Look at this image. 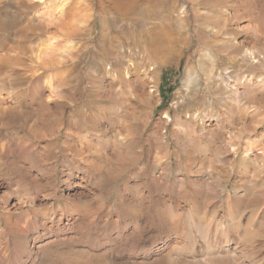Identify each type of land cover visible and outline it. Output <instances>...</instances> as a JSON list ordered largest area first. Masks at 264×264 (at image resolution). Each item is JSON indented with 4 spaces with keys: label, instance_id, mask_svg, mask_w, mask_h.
<instances>
[{
    "label": "rangeland",
    "instance_id": "rangeland-1",
    "mask_svg": "<svg viewBox=\"0 0 264 264\" xmlns=\"http://www.w3.org/2000/svg\"><path fill=\"white\" fill-rule=\"evenodd\" d=\"M1 1L2 2L0 3L1 4L0 7L4 6V9H5L6 5H11V6H9V9L12 10L13 13L14 12H16V13L20 12V13H17V14L15 13L13 16L14 19H12V21H11L12 22L11 25L14 27V30L11 27V25L6 26V28L4 27V28L0 29V45H1L0 46V95L5 96L6 98L11 96L10 98H12V101L6 100L4 103H3V101L2 102L0 101V108H1V106H3V108H4V106H5V108H6V106L8 108H11V104L15 103L14 102L15 97H19L20 98L19 100L21 101V103L23 100L24 101H23V104H20V106H19L20 108H18V109L23 110V111H27V112L28 111L34 112L33 109H35V107L38 108V106H36L37 105L36 103H33V102L31 103V101H30V96H31L30 90L31 89H41L44 87L47 88V90H48L49 86H50L49 84L51 82L50 76L54 72H56L57 67H59L60 65H63V67H65L67 70L69 68H71L72 66H75L76 67L75 72L77 73V71H78L81 78L84 79L82 81L83 83H81L79 86V87L83 88L82 86L86 87V86H89L91 84L90 83L91 79H88V78H90V76L88 74H90L91 72H93L92 74H95L97 72V73H99L100 76L104 74V70L106 71V69H104V67L106 66L105 68H107L109 66L108 63H109V59H110L106 55H110V56L111 55H121L122 53H123L122 55H124V53H125L126 58H132V60L134 62H137V60L138 61L140 60L139 58H141L142 55H148L149 54V55H151V59H152V60H150L151 62L154 59L155 60L159 59L158 62L161 64V68L163 70L162 83L160 86V96L158 97V99L160 98V103L159 104L153 103V105H151L152 103H150L149 104L150 107H149L148 103L139 104V106L135 105L137 108L135 107L136 108L135 113L133 114V116L131 114V116H132L131 118L128 119V118H124V117H118L119 119H117V121L121 120V121H119L120 124L125 122L126 119H128V121L131 120V122L133 123V127H131V131L133 130L132 133L137 137L136 148L138 147L137 149L140 148V150H142V149L146 150V152L148 150L147 147L149 145H148L147 141H145V140H147V138H149L150 135H153L155 133V129L157 132V131H159L158 129L166 126L167 127L166 129L168 132L174 131L173 129H175V126L173 125L174 123L172 121H169L168 124L165 123L164 116L166 115V112L169 113V114L167 113V115H170V117L174 118V116H176L178 114H186V113L189 114V113H192L193 111H196V110L200 111V109H201V111L199 112L200 115L204 114V113L205 114L213 113V111H215L213 114H215V115L220 114L219 117L222 118V120H224V115H225L224 112H226V109L228 107H231V105L233 107L236 104V101H238L237 99L240 98V96L234 92V89L233 90L231 89V91H233V92H231L229 90L230 88H228L227 85L222 81H221V83H218L217 81H212V82L208 83L206 81V79H203L199 84L195 83V87L197 89H199V90H197L198 92H195V90H193V89H190V91H188V89H186L187 87L184 84L185 72L187 70V69H185V67L186 68L193 67V68L197 69V67L199 68L198 63L201 60L203 62H205L209 67L216 65V68H220V69H222V71L225 68H226V70L230 71V70H233L237 67V65H231V64L226 65L225 63L219 64L218 62L217 63L212 62L213 64L212 63L210 64L208 59L205 58V56H204L208 52H211L212 55H215V54L218 56L222 55L221 58L223 61L225 59H227L228 57L232 58L234 55H236V56H234L236 59L241 60L242 55H244L246 53L250 54V53L256 52V53H259L261 55H264V52H263L264 51V0H259V1L248 0L247 5L245 3L239 4L238 2H236L237 0H235V1L234 0H227L228 3L226 2V0L225 1L224 0H210V1L205 0L206 2L207 1L209 2L208 4L204 0H200L204 4L199 2V0H197V1L196 0H154V2H152L153 0L152 1L151 0H147V1L146 0H143V1L142 0H134L132 5L128 9L129 11L128 10L123 11V9L125 10L124 6L122 8H118L120 6H115L114 0H111V1L110 0H87V1H90V3H91V1L93 4L95 3L94 6L91 3V9L90 10H91V13H93V14H92L89 22L87 23L88 27H87V29H85L86 31L80 30L81 33H80V31H78L79 34H77V31H73L72 33H70V36L67 35V33L70 30L72 31V29H73L72 26L69 25L70 29H69L68 25L65 26L66 28H61L60 26H58V25L56 26L54 23H51L52 18L55 19L54 17H58V16H56L57 15L56 12H54V7L57 8L59 1L50 0L49 3L46 6H44L43 8L40 6V7H36L35 9H31L29 7L27 8V6L31 4L29 0H25V1L24 0H21V1L20 0H1ZM3 1H4V3H3ZM19 1L21 2V5H20ZM23 1H24V3H23ZM69 1L72 3L73 0H69ZM77 1H79V0H74L72 6L68 8V14H67L68 21L71 20L70 18H72V9H74L75 6H78ZM101 1L103 3H101ZM25 2H27V5ZM55 2H57L56 6H54ZM137 2H138V5H137ZM143 2H145V3H143ZM198 2L201 5L198 4ZM217 2H219V3H217ZM253 2H254V4H253ZM22 3L24 4L25 7L22 6ZM214 3H216V4H214ZM98 4H100L102 6H100ZM206 4H207V6H206ZM217 4H218V6H217ZM183 5H184V7H182ZM194 5H196V6H194ZM208 5H210V6H208ZM248 5H249V7L252 8V10H253L252 12L254 14L256 13L255 15L257 17V19H256L257 21L254 20L249 15V13L246 11V7ZM99 6L101 7V9H99L100 8ZM103 6L105 7L104 9H106V10L102 9ZM112 6H113V8H112ZM149 6H150V8H149ZM198 6H199V8H198ZM137 7H139V8H137ZM203 7H204V9H203ZM107 8H109V9H107ZM183 8L187 12L184 11L185 14H180V12H181L180 10H182ZM193 8L197 11L195 12V10ZM211 9H212V11H211ZM217 9H218V11H217ZM20 10L21 11L26 10L27 12L25 14L24 13L22 14ZM33 10H35V11H33ZM99 10H103L102 11L103 13L105 11L106 14L104 13L103 14L104 16L102 15L103 17L102 16L98 17L96 14H97V11H99ZM115 10H117V11L119 10V12H117ZM176 10H177V14L179 16H176L177 15ZM33 12H35V13H33ZM94 12H96V13H94ZM108 13H110V15ZM119 13H122V14L119 15ZM195 13H196V15L194 17L193 15ZM199 13H201V14H199ZM205 13H207V15ZM224 13H225V15H224ZM42 14H43V16H41ZM211 14L213 16L209 17V15H211ZM237 14L240 15V17H239L240 19L236 17ZM144 15H146V16L144 17ZM200 15H203V17ZM31 16L35 17L34 20L31 22L34 24H30V26H29L30 29H28V28L26 29V25L28 24L27 18L28 17L30 18ZM49 16H51V18ZM180 16H181V18H178V19L175 18V17H180ZM207 16H208V18H206ZM232 16H234V17H232ZM215 17H217L218 19ZM228 17L233 18V22L229 23V24H227V26H225L224 23H225L226 18H228ZM169 18L172 20L175 18L176 21L178 20V23H176L175 20L170 22ZM201 18H204V19H201ZM209 18H212V19H209ZM19 19L21 20L20 22L18 21ZM112 19H114V20H112ZM186 19H187V21H186ZM215 19H216V21H215ZM55 20L58 21V18H56ZM137 20H139V21H137ZM195 20H196L197 24H196ZM202 20L204 23L202 22ZM206 20H207V22H206ZM17 21L19 22V24L21 23L20 26H19ZM152 21H154V23ZM163 21H164V23H163ZM167 21H168V23H166ZM217 21H220V22H217ZM180 22H181V24H180ZM13 23H14V25H13ZM24 23H26V24H24ZM49 23H51V24H49ZM113 23H114V25H113ZM149 23H150V25H148ZM186 23H188V24H186ZM216 23H219V24L216 25ZM233 23H235V24H233ZM42 24H43V27H42ZM88 24L91 26L94 25L93 28H91V26H89ZM221 24H223V25H221ZM22 25L24 26V28L22 27ZM151 25H152V27H151ZM214 25H216L217 28H216V26L213 28ZM218 25H221V27ZM18 26H19V29H18ZM159 26H163L164 28L159 27ZM169 26L170 27L172 26L173 28L172 27L170 28ZM186 26L188 29L186 28ZM239 26H241V28L243 27L242 28L243 30H246V31L248 30L251 37L247 41H245V40H242V41L239 40L240 42L237 41V45L235 46L234 44L231 43L230 40H231L232 34L234 32H236V27L238 28ZM34 27H36V28H34ZM146 27L149 28L150 30L147 29ZM31 28H32V30H31ZM37 28H38V30H37ZM59 28H60V30H58ZM67 28H68V31L66 30ZM153 28H154V30H153ZM224 28H225V31H224ZM43 29H45V30H43ZM29 30H31V31H29ZM40 30H42L43 32L42 31L40 32ZM63 30H65V32L67 31V33H65ZM143 30H145V31H143ZM196 30H197V32H196ZM199 30L201 32H199ZM93 31L95 32L96 35L94 34ZM146 31H147V33H146ZM219 31H221V32L219 33ZM106 33H108L109 35ZM150 33L152 35H150ZM167 33H170V34H167ZM216 33H218L219 35H217ZM72 34H73V36H71ZM76 34H77V36H76ZM112 34L114 36H112ZM198 34L199 35L201 34V35L199 36ZM212 34L214 35V37L212 36ZM122 35H123V37H122ZM136 35H137V38H136ZM138 35L140 38L138 37ZM148 35L150 36V39H149ZM90 36H92V37H90ZM162 36H164V38ZM227 36H228V38H227ZM216 37H217V40H216ZM225 37H226V39H225ZM161 38L164 40H163V42L159 43L158 41H162ZM167 38L170 39L169 41H171L172 45H171V43L169 45V41L167 42V40H168ZM98 39H99V41H98ZM124 39H125V41H124ZM3 40H4V42H3ZM147 40H149V41H147ZM225 40H227V41H225ZM205 41H207V42H205ZM3 43H5V44H3ZM128 43H129V45H128ZM117 44H119V46H117ZM125 44H126V46H125ZM204 44L205 45L208 44V45L205 46ZM229 44L231 45V47L229 46ZM242 44L243 45L245 44V46H243ZM226 45H228V47ZM74 46H76V47H74ZM169 46H170V48H169ZM221 46L222 47L224 46L225 48L224 47L223 48L225 50H223L221 48ZM248 46L250 49L248 48ZM77 47H78V49H76ZM217 47L219 49H216ZM247 48L249 49V52H248ZM261 48L263 51L261 50ZM123 49H125V50H123ZM158 49H160L161 51ZM214 49H216L217 51L216 50L214 51ZM229 49H230V51H229ZM74 50H75V52H74ZM132 50H134V51H132ZM165 50H166V52H165ZM219 50L221 53L219 52ZM116 51H118V52H116ZM155 51H157L158 54ZM92 52H93V54H92ZM98 52H100V53H98ZM162 53L164 54V57H163ZM199 53H200V55H199ZM152 54H154V55H152ZM161 54H162V56H161ZM61 55L62 56L64 55L62 57L63 58L62 61H64L65 66H64V64H61L62 61L61 62L59 61L61 59V57H60ZM93 55H96L97 59ZM157 55L159 57H156ZM57 56H59V57H57ZM68 56H70V57H68ZM79 56H81V57H79ZM105 56L108 57L107 62L104 63V65L105 64L106 65L105 66L100 65L101 63H103L102 60L104 61V59L106 58ZM203 56L205 59L202 58ZM55 57L57 58V60L55 59ZM99 57H101V58H99ZM175 57H179V58H175ZM58 58H59V60H58ZM161 58H164L163 62H162ZM168 58H169V61H167ZM72 59H73V61H72ZM43 60L48 63V65H45L47 68L43 66L44 68L47 69V71H45L42 66H39V65H41V63H42L41 61H43ZM171 60H172V62H171ZM56 61H59V65H57L58 62L56 63ZM89 61H92V62H89ZM50 62H51V65L53 64L52 66L50 65ZM124 62H125L124 63L125 66H127L128 61L124 60ZM76 63H78V65ZM92 63L94 65H92ZM169 63L171 65H169ZM186 63H188V64H186ZM192 63H193V65H191ZM29 64H30V66H29ZM263 65H257V67H259V68H257V67L254 68L253 72L256 71L257 74L263 75L264 74V66ZM26 67H29V68H26ZM53 67H54V69H52ZM36 69H37V71H36ZM142 69H144V68H142ZM226 70H224L223 72H227ZM42 72L48 75V76L46 75L47 78H46L45 74H43ZM32 73H34V74H32ZM27 75H29V76H27ZM25 76H26V78H25ZM215 82H216V84H214ZM41 84L42 85L45 84V85L42 87ZM39 86H41V87H39ZM224 87H225V89H224ZM248 88H249V86L242 85V86L238 87V90L246 91L245 93H243V97H245L246 100H248L247 101L248 104H250V105H253L254 103L256 104V102H258V100H256L257 98L254 99L256 97V92L254 94H253L254 91H252V93H249L250 91H248ZM47 90H46V93L48 92ZM199 92H200V95H199ZM213 92L214 93L216 92V93L214 94ZM217 92H219V94ZM220 92H222V93H220ZM205 93H207V94H205ZM248 94H249L250 99H252V97L254 99V100H251V103L249 101L250 99L248 98V96H245ZM262 94L264 95V93H262ZM225 95H227V96H225ZM197 96H198V98H197ZM223 96H224V98H223ZM225 97L226 98L228 97L229 100L225 99ZM232 97H234L233 101L231 99ZM190 98H191V100H190ZM200 98H201V101H200ZM216 98H218V99H216ZM219 98H220V100H219ZM184 99H186L187 101ZM224 99L227 101H225ZM87 100H89V98H87V96L85 94L83 101H81L79 104H77V106H71L70 105L69 109L73 108L76 110L78 109L77 111H79L83 108V104ZM175 100L178 101L177 106L175 104ZM212 100H214V102ZM205 101H206L207 105L205 104ZM234 101H235V103H234ZM26 102H28L29 104ZM203 102H204V104H202ZM231 102H233V103L230 104ZM259 102H258V104H256L257 108L258 107L260 108V106H261L259 114L258 115H255V114L254 115H252V114L247 115L243 119L244 121H242L243 125L244 124H245V126L247 125L248 128H251V131L254 130L253 132L250 131L249 133H246V134H240L239 133L240 132L239 127H241L242 125L241 126L237 125V128H236L237 130L235 129L236 132L234 131V133H232L234 135H232V134L228 135L226 132H224V130L222 128L219 127L218 128L219 131L222 129L220 132L216 128L215 131H218V132H215V134L211 135L209 140L207 138L206 139L204 138L203 141L201 142V144H198L194 140H193V142L187 141L186 146L184 145L187 150L184 149L182 144L175 143L174 138H172L170 151L172 152V154H175V155H172V156H174V158H177L176 156L181 155L179 160L181 159L180 161H182L181 163L184 165V170L182 172L183 174L182 173L181 174L184 176L186 175V177H187V178L183 177L186 180H184V182L182 180H180V184L185 183L186 184V190L189 192L193 191L195 194V197H196V198H191L189 196H186L184 198L185 200L181 201L182 205H184L187 208V207H189L190 204L198 202V205H200L199 208H200L201 212H204V211H209V210L213 209L214 206L217 205L221 201L231 200L235 204L238 203V201L242 202L243 206H242V208L239 209L240 213L234 212V218L235 219L233 220L232 224H229L230 226H228V227H230V228L228 231L222 230L223 228L216 231L215 230L216 227L215 228L213 227L212 229H210L211 231L209 230L208 232H202V230H203L202 228L201 229L198 228V231L195 230V228H187L184 224L183 217L179 213L174 214L175 216H174V220L172 222L168 217L169 214L168 215L165 214V215L161 216L159 211H160V206L162 207L163 204H161L162 202H160V200H158V199H160V196L158 195L159 193H157L158 191L155 190L154 186L152 185L153 184L152 183L153 173L155 171V168H153V166H150L147 164V162H146V154L147 153H145L144 154L145 156L142 158L143 160L142 159L135 160V159L127 158V159L121 160L119 162L115 161L114 165L112 166V169H109V170L106 169V170L102 171L101 174L99 175L100 178H98V181L95 180L89 189H86V188L81 189L80 188V189H78L79 191H75L72 189V190H69L68 192H66V196L68 195L69 199L63 200L61 198L57 201L58 205L57 204L55 205L56 218L58 219L59 216L61 215V212H62V210H60L61 207L71 206L74 208L76 207L75 210L76 209L77 210L73 214H63L62 215L63 219L60 222L51 221L50 218L48 217L49 215L47 216L46 214H44L43 205L40 203L39 197L35 198L36 199L35 200V207L37 209H39V211L37 210V212H36L33 209L34 207L30 206L31 204H29V202H27V200H28L27 196H22V197L16 198V197H18V191L14 186L12 189H9V187H8V189H9L8 191L13 192V196L11 195L10 198L7 194L5 195L4 192H0V228H2V229H0V264H4V263L5 264H220L221 261H223L222 264H225V263L226 264H242L243 263L242 254H243V257H245V258L247 257L248 260L252 261V263L254 262L255 264H264V148H262V147H264V144H263L264 143L263 142L264 141V132H263L264 131V120H263L264 119V106H263L264 105V99L259 101ZM9 103H10V105H9ZM196 103L199 105L198 109H196L197 108ZM216 103H218V104H216ZM224 103L226 105H224ZM27 104H28V106H25ZM183 104L184 105L189 104V105H188V107H187V105L185 107ZM192 104H194V108H193ZM29 105H31V106H29ZM206 107H209V108H206ZM8 108H6L7 111L9 110ZM143 108H145V109H143ZM150 108H152V109H150ZM259 108H258V110H259ZM203 109H205V110H203ZM211 110H213V111L211 112ZM141 111H143V112L145 111L144 114L145 113L146 114L144 115L143 112H141ZM186 111H188V112H186ZM147 113L149 115H147ZM173 113H174V115H173ZM143 115H144V117H143ZM140 118H142V119H140ZM144 118H146V119H144ZM260 118H262V121L260 123H258L257 121ZM161 120H162V122H161ZM5 121H6V124H5ZM157 122H160L161 124H159V123L157 124ZM244 122H246L247 124ZM23 123H24L23 126H25L27 124V120H25ZM253 124L255 125V128H253L254 127ZM0 125H1L0 126V146H1L0 150L2 152L8 153L9 150L7 147H9L11 140L13 141V138H15V140L20 141L22 139V137L24 139V137L26 136V131H25V128L23 126L17 128L16 130L13 129L10 118L8 116L7 117L1 116V113H0ZM221 125H222V123H221ZM224 125L225 124H223L222 126H224ZM7 126H9V127H7ZM138 128L141 130V132L139 130H137V131L135 130ZM7 130L10 131L11 134ZM153 131H154V133H153ZM14 132H15V134H14ZM17 134H18V136H17ZM190 134H191V132H188V135H190ZM221 134L222 135L224 134V135L221 136ZM258 134H260V135H258ZM216 135L217 136L219 135V136L217 137ZM225 135H226V139H225ZM227 137H229L230 139ZM240 137L242 138V140L240 139ZM243 137H244V139H243ZM246 137H248V138H246ZM10 138H11V140H10ZM211 138H213V139L211 140ZM6 140L8 141V143ZM47 140H48V138L46 137L43 140L38 139L37 141H35L36 148L39 149V151H41L38 154L40 157H43V158H45L46 152L44 151L43 148H40L37 145L38 144L43 145L45 142L47 143L49 141V140L48 141ZM139 140H140V142H139ZM204 140H205V143H204ZM234 140H236L237 142ZM248 140L250 141L251 144L249 143ZM21 141H24V140H21ZM257 141L258 142L261 141V142L258 143ZM208 142L210 144L212 143L213 146L206 145V144H208ZM221 142H222V144H221ZM229 142H231V143H229ZM234 142H236V143H234ZM247 142L249 144H247ZM190 143H192V144H190ZM195 143H197V144H195ZM239 143H240V145H238ZM255 143L257 145H255ZM25 144H26V140H25ZM193 144L195 146L196 145L197 146L195 147ZM214 144H215V146H214ZM241 144H242V146H241ZM139 145H140V147H139ZM187 145L189 147H191V149L190 148L188 149ZM192 145L194 146V148ZM198 145L200 146V148ZM203 145H206V147L209 146V149L207 147L208 151L207 150H201L202 149L201 146H203ZM220 145H222L223 147L222 146L220 147ZM225 146L226 147L228 146L227 147L228 149L225 148ZM233 146L234 147L236 146L235 151L231 149V148H233ZM4 147L7 148V150H5ZM141 147H142V149H141ZM214 147H217V148H214ZM195 148H199L198 151L195 150ZM247 148L250 149V151ZM242 149H243V151H242ZM200 150L202 153L206 151L205 153L208 154L207 157L213 162L212 163L213 165H209L208 163H204V162L202 164H200V163H198V160H196V159H195L196 161L191 160V157L194 156L196 152H197V154L200 155V153H199ZM227 150L228 151L231 150V151L228 152ZM185 151H187V152L189 151V153H190V151H194L195 153L192 154V152H191L189 154ZM246 151H249V152L252 151V153L258 152V155H259L258 158H260L259 160L261 161V162L259 161V163L262 166L263 171L259 174V173H255L252 170L250 173L251 175L249 176V179L246 182L238 183L239 182L238 181L236 183L234 181L236 178L239 177V174H240V172L237 169V165H238L237 164L238 163L237 158ZM181 152L182 153L184 152V153L182 154ZM262 152H263V154H262ZM109 153H111V150H108V154ZM223 154H225V155H223ZM49 155H50V159L48 160L47 164L45 162L40 161L37 166L42 167L43 169H45L47 171L45 176H44L45 177L44 181L47 182V180H48V182L50 183V186L51 185L55 186L58 184L57 180H55V178H52L51 175H52L53 171H55L54 168L57 164L55 163V161L53 159L54 157H52V154H49ZM109 155H111V154H109ZM230 155H232V156H230ZM181 157H183V158H181ZM51 159H52V161H51ZM135 161H136V163H135ZM126 162H128V164H125ZM133 162H134V164H133ZM0 163H1V165H0V178L7 185H9L11 182V179L12 180L14 179L11 176L12 174H10L12 166L9 163L3 162V161H0ZM122 163H124V164H122ZM146 165H147V167H146ZM49 166H50V168H49ZM129 166H130V168H129ZM133 166H135V167H133ZM148 166H150V167H148ZM175 166H176V164H175ZM137 167H138V169H136ZM152 169H154V170L152 171ZM186 171L188 174H186ZM132 172H134V173H132ZM47 173H49V174H47ZM189 173H190V175H189ZM142 174H143V177H142ZM131 175H132V177H131ZM140 175H141L143 180L141 179ZM197 175L203 176L202 179L200 178V186L199 187H196L190 180V179H192V177H195ZM251 176L253 178H250ZM129 177H130V179H129ZM145 177H147V178L145 179ZM124 178H126V179H124ZM150 178H151V180H150ZM219 179H220V181H219ZM226 179L228 180V182ZM121 181H122V183H121ZM143 181H145V182H143ZM146 182H147V184H146ZM190 182L193 185L189 184ZM238 184L240 187L239 190L241 192L246 190L245 194L243 196H241V195L238 196V195H235V193H234L233 187L235 185H238ZM150 186H151V188H150ZM144 187H146V188H144ZM189 187H190V189H189ZM197 188L200 190L199 194L195 193V190ZM124 189H125V191H124ZM137 189H138V191H137ZM134 191L138 192V193H135ZM80 192H82V196H80ZM139 193H142V195L141 194L139 195ZM146 193H148V194H146ZM116 194H118V195L116 196ZM145 194L148 196H146ZM213 194H215V195H213ZM33 196H36L35 192L31 193V197H33ZM141 196H142V200L144 202L141 200ZM92 198H93V200L95 198V200L92 201ZM196 199H197V201H196ZM81 200H83V201L85 200L84 201L85 203ZM115 201L117 203H119V205L118 204L116 205ZM139 201H141L144 205ZM74 202H76V203H74ZM80 203L81 204L84 203V204L81 205ZM148 203H150V204H148ZM202 204H205V205L207 204V205L205 206ZM139 205H140V207H139ZM155 205H157V206H155ZM28 206H29L30 210L28 209ZM202 206L204 207V209ZM83 207H84V209H83ZM107 208L112 209V211L110 209L108 211ZM82 209L86 212V214H81L80 212H78V211H82ZM113 209H114V211H113ZM232 209L235 210V208H232ZM31 210H32V212H31ZM124 210H125V212H124ZM126 211H127V214H126ZM135 211H138V212H135ZM141 211H142V214H141ZM38 212H41V213H38ZM92 212H93V214H92ZM241 212H242V214H241ZM151 213H153V214H151ZM158 214H160V215H158ZM239 214H241V216ZM177 215H179V216H177ZM157 216L160 218H158ZM168 220H170V221H168ZM237 220H239V223L237 222ZM44 221H45V224L43 223ZM165 223H166V225H165ZM237 223L240 225L238 226ZM223 224H225L224 225V227H225L228 224V221H227V224L225 221L223 222ZM135 225L137 226L136 228H135ZM138 226H140V227H138ZM138 228H140V229H138ZM238 228L240 231L238 230ZM216 229H218V228H216ZM236 229L239 231V236L235 235ZM246 229H247V231H246ZM248 232H250V234ZM183 234H184V236H183ZM215 234L216 235L218 234L217 235L218 237ZM210 235H211V237H210ZM23 236H26V238ZM236 237L239 239H237ZM225 240H226V242H225ZM25 241H26V243H25ZM230 242L234 243L233 246L236 244H238V246L240 245L239 250L242 251L241 252L242 254H240L241 257L239 256L240 257L239 259L235 260V259L231 258V260L233 261L232 262L230 260V258L226 257L228 254H226V255L224 254L225 255L224 256L223 253H221L222 254V256H221L222 260L221 261H220V259L214 260V261H208V260L204 261L205 255H206V258L208 257L207 256L208 254L210 256L213 254H214L213 256L219 255L218 249L221 247L220 249L223 250V248L228 246L230 244ZM206 244H207V246H205ZM208 245H210V246L208 247ZM204 248H206V251H204L205 250ZM207 251H210L211 253L210 252L208 253ZM223 256L226 260L223 258ZM260 257H262V258H260ZM200 259H201V261H200ZM227 261H229V262H227Z\"/></svg>",
    "mask_w": 264,
    "mask_h": 264
},
{
    "label": "bare ground",
    "instance_id": "bare-ground-1",
    "mask_svg": "<svg viewBox=\"0 0 264 264\" xmlns=\"http://www.w3.org/2000/svg\"><path fill=\"white\" fill-rule=\"evenodd\" d=\"M21 1V0H20ZM19 1V2H20ZM25 1V0H24ZM23 1V3H24ZM30 1V5L27 6V8H31V9H35L36 7H44L46 6L50 0H29ZM59 1L57 8L54 7V12H56V16L58 17H54L55 19L58 18V21L55 19H51V23H54L56 26H60L61 28H66L65 26L68 25L69 29L70 26L73 27L72 31L70 30L68 33V28L66 29L67 31L65 32V30H63L65 33H67V35L70 36V33H72L73 31H77V34H79L78 31H82L87 29V23L89 22L91 16L93 13H91V3L90 1L87 0H79L78 2V6H75L74 9H72V18H70L71 20L68 21L67 19V14H68V8L72 6L74 0L72 1V3L69 0H57ZM111 1V0H110ZM143 1V0H142ZM147 1V0H146ZM152 1V0H151ZM197 1V0H196ZM205 1V0H204ZM210 1V0H209ZM225 1V0H224ZM235 1V0H234ZM259 1V0H256ZM2 1L0 0V3ZM134 2V0H114V5L115 6H120L118 8H122L124 6L125 10L123 9V11H126L130 8V6L132 5V3ZM136 2V1H135ZM139 2V1H138ZM137 2V5H138ZM154 2V0L152 1ZM199 2H201L199 0ZM198 2V4H200ZM206 2V1H205ZM216 2V1H215ZM226 2L228 3V1L226 0ZM236 2H238L239 4H243L245 3L247 5L248 0H237ZM262 2V1H261ZM4 3V1H3ZM12 3V2H11ZM22 3V6H24V4ZM27 5V2H25ZM55 2V5L56 6ZM99 3V2H98ZM101 3H103L101 1ZM145 3V2H143ZM158 3V2H157ZM194 3V2H193ZM202 3V2H201ZM207 4L209 3L208 1L206 2ZM211 3V2H210ZM219 3V2H217ZM93 4V3H92ZM95 4V3H94ZM93 4V6H94ZM111 4V3H110ZM156 4V3H155ZM195 4V3H194ZM204 4V3H202ZM206 4V6H207ZM216 4V3H214ZM254 4V2H253ZM1 5V4H0ZM16 5V4H15ZM21 5V2H20ZM100 5V4H98ZM112 5V4H111ZM113 5V6H114ZM153 5V4H152ZM197 5V4H196ZM194 5V6H196ZM201 5V4H200ZM199 5V6H200ZM212 5V4H211ZM233 5V4H232ZM235 5V4H234ZM237 5V4H236ZM256 5V4H255ZM7 6V7H6ZM5 9L4 6L0 7V29L2 28H6V26H9L12 24V19L14 14L16 12L13 13L12 10L9 9V6L11 5H6ZM18 6V5H17ZM21 6V7H22ZM102 6V5H100ZM99 6V7H100ZM112 6V8H113ZM151 6V5H150ZM149 6V8H150ZM181 6V5H180ZM193 6V5H192ZM198 6V8H199ZM205 6V7H206ZM210 6V5H208ZM218 6V4H217ZM239 6V5H238ZM244 6V5H243ZM96 7V6H95ZM184 7V5L182 6ZM181 7V8H182ZM97 8V7H96ZM95 8V9H96ZM105 7L103 6L102 9H104ZM115 8V7H114ZM117 8V7H116ZM132 8V7H131ZM139 8V7H137ZM180 8V9H181ZM196 8V7H195ZM202 8V7H201ZM213 8V7H212ZM235 8V7H234ZM94 9V8H93ZM101 9V7L99 8ZM109 9V8H107ZM194 9V8H193ZM204 9V7H203ZM208 9V8H207ZM243 9V8H242ZM23 10V9H22ZM39 10V9H38ZM56 10V11H55ZM98 10V9H97ZM106 10V9H104ZM120 10V9H119ZM119 10H115L117 12H119ZM192 10V9H191ZM195 10V9H194ZM193 10V11H194ZM199 10V9H198ZM216 10V9H215ZM221 10V9H220ZM258 10V9H257ZM18 11V10H17ZM21 11V10H20ZM35 11V10H33ZM103 10H99L97 11V16L100 17L102 16L104 13L102 12ZM122 11V10H121ZM120 11V12H121ZM129 11V10H128ZM131 11V10H130ZM149 11V10H148ZM180 14H185L184 11H186L184 8L182 10H180ZM197 10H195L196 12ZM200 11V10H199ZM202 11V10H201ZM212 11V9H211ZM210 11V12H211ZM218 11V9H217ZM225 11V10H224ZM230 11V10H229ZM246 11L249 13V15L256 20V13L254 14L252 11V8L249 7V5L246 7ZM27 11H21V13L25 14ZM32 12V11H31ZM107 12V11H106ZM109 12V11H108ZM112 12V11H111ZM147 12V11H146ZM175 12V11H174ZM187 12V11H186ZM203 12V11H202ZM207 12V11H206ZM209 12V11H208ZM20 13V12H17ZM16 13V14H17ZM35 13V12H33ZM96 13V12H94ZM193 13V12H192ZM213 13V12H212ZM238 13V12H237ZM260 13V12H259ZM47 14V13H46ZM106 14V13H105ZM110 15V13H108ZM122 13H119V15ZM126 14V13H125ZM124 14V15H125ZM150 14V13H149ZM175 14V13H174ZM176 14H177V10H176ZM201 14V13H199ZM203 14V13H202ZM207 15V13H205ZM219 14V13H218ZM51 15V14H50ZM95 15V16H96ZM123 15V16H124ZM196 13L193 15L195 17ZM217 15V14H216ZM225 15V13H224ZM230 15V14H229ZM248 15V16H249ZM16 16V15H15ZM26 16V15H25ZM43 16V14L41 15ZM104 16V15H103ZM102 16V17H103ZM127 16V15H126ZM146 15H144L145 17ZM163 16V15H162ZM176 16H179L178 14ZM183 16V15H182ZM198 16V15H197ZM196 16V17H197ZM203 17V15H200ZM213 15H209V17H212ZM222 16V15H221ZM220 16V17H221ZM21 17V16H20ZM51 18V16H49ZM121 17V16H120ZM171 17V16H170ZM185 17V16H184ZM199 17V16H198ZM218 17V16H217ZM215 17V18H217ZM225 17V16H224ZM234 17V16H232ZM237 18L240 17V15L237 14L236 16ZM23 18V17H22ZM35 17L31 16L30 18H27V22L28 24L26 25V29H30L29 26L30 24H34L31 23L34 20ZM112 18V17H111ZM133 18V17H132ZM173 18V17H172ZM175 18H181L180 17H175ZM175 18L173 20H175ZM205 18V17H204ZM201 18V19H204ZM208 18V16L206 17ZM17 19V18H16ZM21 19V18H20ZM18 20L19 22L21 20ZM95 19V18H94ZM105 19V18H104ZM126 19V18H125ZM148 19V18H147ZM166 19V18H165ZM168 19V18H167ZM184 19V18H183ZM196 19V18H195ZM198 19V18H197ZM212 19V18H209ZM208 19V20H209ZM218 19V18H217ZM222 19V18H221ZM240 19V18H239ZM54 20V21H53ZM96 20V19H95ZM106 20V19H105ZM114 20V19H112ZM116 20V19H115ZM144 20V19H143ZM170 22L173 21L172 19H170ZM182 20V19H181ZM200 20V19H199ZM16 21V20H15ZM17 21V22H18ZM25 21V20H24ZM139 21V20H137ZM176 21V20H175ZM187 21V19H186ZM216 21V19H215ZM221 21V20H220ZM217 21V22H220ZM253 21V20H252ZM257 21V20H256ZM18 22V24H19ZM72 22V23H71ZM122 22V21H121ZM154 23V21H152ZM196 22V20H195ZM203 22V20H202ZM207 22V20H206ZM205 22V23H206ZM233 22V18H226L224 25L227 26V24L232 23ZM236 22V21H235ZM49 23V24H51ZM152 23V24H153ZM164 23V21H163ZM168 23V21L166 22ZM176 23H178V20L176 21ZM204 23V22H203ZM238 23V22H237ZM17 24V25H18ZM26 24V23H24ZM92 24V23H91ZM98 24V23H97ZM125 24V23H124ZM147 24V23H146ZM158 24V23H157ZM181 24V22H180ZM183 24V23H182ZM188 24V23H186ZM197 24V22H196ZM199 24V23H198ZM215 24V23H214ZM219 23H216V25ZM235 24V23H233ZM258 24V23H257ZM14 25V23H13ZM21 25V23L19 24V26ZM70 25V26H69ZM89 25V24H88ZM114 25V23H113ZM150 25V23L148 24ZM159 25V24H158ZM184 25V24H183ZM214 25L213 28L216 26ZM223 25V24H221ZM221 25H218L221 27ZM242 25V24H241ZM260 25V24H259ZM18 26V29H19ZM39 26V25H38ZM55 26V27H56ZM91 26V25H89ZM94 26V25H93ZM93 26H91V28H93ZM110 26V25H109ZM125 26V25H124ZM133 26V25H132ZM156 26V25H155ZM166 26V25H165ZM182 26V25H181ZM189 26V25H188ZM205 26V25H204ZM237 26V25H236ZM11 27L14 30V27L11 25ZM22 27L24 28V26L22 25ZM33 27V26H32ZM43 27V24H42ZM45 27V26H44ZM97 27V26H96ZM148 27V26H147ZM146 27V28H147ZM152 27V25H151ZM154 27V26H153ZM159 27H163V26H159ZM170 27V26H169ZM172 27V26H171ZM170 27V28H171ZM180 27V26H179ZM185 27V26H184ZM212 27V26H211ZM8 28V27H7ZM10 28V27H9ZM22 28V29H23ZM36 28V27H34ZM118 28V27H117ZM164 28V27H163ZM173 28V27H172ZM187 28V26H186ZM210 28V27H209ZM217 28V26H216ZM223 28V27H222ZM227 28V27H226ZM243 28V27H242ZM241 28V26H239L238 28L236 27V32H234L232 34L231 37V43L234 44L235 46L237 45V41H242V40H249V38L251 37L249 34V31L247 30H243ZM41 29V28H40ZM47 29V28H46ZM149 29V28H147ZM182 29V28H181ZM188 29V28H187ZM228 29V28H227ZM16 30V29H15ZM21 30V29H20ZM32 30V28H31ZM29 30V31H31ZM36 30V29H35ZM38 30V28H37ZM45 30V29H43ZM60 30V28L58 29ZM112 30V29H111ZM120 30V29H119ZM150 30V29H149ZM152 30V29H151ZM154 30V28H153ZM174 30V29H173ZM232 30V29H231ZM42 30H40L41 32ZM80 31V33H81ZM86 31V30H85ZM108 31V30H107ZM145 31V30H143ZM165 31V30H164ZM171 31V30H170ZM188 31V30H187ZM208 31V30H207ZM225 31V28H224ZM227 31V30H226ZM243 31V32H242ZM245 31V32H244ZM17 32V31H16ZM37 32V31H36ZM43 32V31H42ZM94 32V31H93ZM150 32V31H149ZM153 32V31H152ZM151 32V33H152ZM173 32V31H172ZM197 32V30H196ZM199 32H201L199 30ZM221 31H219L220 33ZM232 32V31H231ZM18 33V32H17ZM75 33V32H74ZM89 33V32H88ZM92 33V32H91ZM134 33V32H133ZM144 33V32H143ZM147 33V31H146ZM150 33V35H152ZM209 33V32H208ZM229 33V32H228ZM252 33V32H251ZM76 34V36H77ZM84 34V33H83ZM95 34V32H94ZM102 34V33H101ZM108 34V33H106ZM128 34V33H127ZM158 34V33H157ZM162 34V33H161ZM170 34V33H167ZM215 34V33H214ZM217 35H219L218 33H216ZM257 34V33H256ZM85 35V34H84ZM96 35V34H95ZM100 35V34H99ZM109 35V34H108ZM121 35V34H120ZM146 35V34H145ZM144 35V36H145ZM166 35V34H165ZM199 35V34H198ZM201 35V34H200ZM199 35V36H200ZM227 35V34H226ZM231 35V34H230ZM252 35V34H251ZM73 36V34L71 35ZM93 36V35H92ZM90 36V37H92ZM112 36H114L112 34ZM149 36V35H148ZM170 36V35H169ZM175 36V35H174ZM212 36L214 37V35L212 34ZM81 37V36H80ZM110 37V36H109ZM123 37V35H122ZM134 37V36H133ZM139 37V35H138ZM164 38V36H162ZM224 37V36H223ZM121 38V37H120ZM137 38V35H136ZM140 38V37H139ZM138 38V39H139ZM157 38V37H156ZM172 38V37H171ZM228 38V36H227ZM74 39V38H73ZM92 39V38H91ZM105 39V38H104ZM135 39V38H134ZM137 39V40H138ZM148 39V38H147ZM150 39V36H149ZM162 39V38H161ZM168 39V38H167ZM200 39V38H199ZM213 39V38H212ZM219 39V38H218ZM226 39V37H225ZM254 39V38H253ZM88 40V39H87ZM113 40V39H112ZM144 40V39H143ZM158 40V39H157ZM164 39H162V41H158L163 42ZM170 39L167 40V42ZM217 40V37H216ZM228 40V39H227ZM225 40V41H227ZM259 40V39H258ZM70 41V40H69ZM91 41V40H90ZM99 41V39H98ZM125 41V39H124ZM149 41V40H147ZM156 41V40H155ZM219 41V40H218ZM239 41V42H240ZM251 41V40H250ZM256 41V40H255ZM2 42V41H1ZM4 42V40H3ZM109 42V41H108ZM114 42V41H113ZM127 42V41H126ZM132 42V41H131ZM140 42V41H139ZM157 42V41H156ZM157 42V43H158ZM166 42V43H167ZM207 42V41H205ZM244 42V41H243ZM83 43V42H82ZM90 43V42H89ZM107 43V42H106ZM111 43V42H110ZM133 43V42H132ZM171 41H169V45H170ZM202 43V42H201ZM204 43V42H203ZM250 43V42H249ZM5 44V43H3ZM2 44V45H3ZM7 44V43H6ZM74 44V43H73ZM140 44V43H139ZM142 44V43H141ZM152 44V43H151ZM247 44V43H246ZM95 45V44H94ZM113 45V44H112ZM129 45V43H128ZM163 45V44H162ZM172 45V43H171ZM205 45V44H204ZM208 45V44H206ZM205 45V46H206ZM243 45V44H242ZM1 46V45H0ZM96 46V45H95ZM107 46V45H106ZM110 46V45H109ZM117 46H119V44H117ZM122 46V45H121ZM126 46V44H125ZM145 46V45H144ZM150 46V45H149ZM200 46V45H199ZM203 46V45H202ZM228 47V45H226ZM229 46L231 47V45L229 44ZM245 46V44L243 45ZM255 46V45H254ZM258 46V45H257ZM76 47V46H74ZM128 47V46H127ZM147 47V46H146ZM159 47V46H158ZM162 47V46H161ZM224 47V46H223ZM221 46V48L223 50H225ZM3 48V47H2ZM72 48V47H71ZM89 48V47H88ZM113 48V47H112ZM144 48V47H143ZM152 48V47H151ZM150 48V49H151ZM170 48V46H169ZM205 48V47H204ZM233 48V47H232ZM236 48V47H235ZM246 48V47H245ZM249 48V46H248ZM247 48V49H248ZM73 49V48H72ZM78 49V47L76 48ZM114 49V48H113ZM120 49V48H119ZM118 49V50H119ZM142 49V48H141ZM149 49V48H148ZM164 49V48H163ZM216 49H219L218 47ZM214 49V51L216 50ZM244 49V48H243ZM242 49V50H243ZM250 49V48H249ZM248 49V52H249ZM2 50V49H1ZM101 50V49H100ZM125 50V49H123ZM128 50V49H127ZM146 50V49H145ZM160 50V49H158ZM221 50V49H220ZM219 50V52H220ZM262 50V48H261ZM110 51V50H109ZM134 51V50H132ZM161 51V50H160ZM217 51V50H216ZM230 51V49H229ZM232 51V50H231ZM234 51V50H233ZM247 51V50H246ZM263 51V50H262ZM75 52V50H74ZM118 52V51H116ZM128 52V51H127ZM146 52V51H145ZM157 52V51H155ZM166 52V50H165ZM245 52V51H244ZM264 52V51H263ZM73 53V52H72ZM83 53V52H82ZM87 53V52H86ZM100 53V52H98ZM122 53V52H121ZM129 53V52H128ZM131 53V52H130ZM142 53V52H141ZM152 53V52H151ZM160 53V52H159ZM201 53V52H200ZM199 53V55H200ZM221 53V52H220ZM237 53V52H236ZM61 54V53H60ZM70 54V53H69ZM68 54V55H69ZM77 54V53H76ZM93 54V52H92ZM91 54V55H92ZM109 54V53H108ZM112 54V53H111ZM123 54V53H122ZM106 55L108 56L109 59V63H108V67L105 68L106 64L104 65V63L107 62L108 57H106L104 59V61L102 60L103 63H101L100 65H104V69H106V71L104 70V74L103 75H99V73H95L92 74L93 72H91L90 74H88L90 76L91 79V84L89 86H82L83 88L79 87L81 83H83L82 81L84 80L83 78H81V76L79 75L78 71L77 73L75 72L76 67L72 66L71 68H69L68 70L63 67V65H60L59 67H57L56 72H54L51 76H50V86L49 89L47 90V88H41V89H31L30 90V101L31 103H36L35 105L38 106V108L35 107L34 112L33 111H23V110H19L18 108H20V104H23V101L21 103V101L19 100V97H15L14 100V104H11V108H8L6 106V108H8L9 110L7 111V109L3 108V106H1L0 108V113L1 116H8L10 118L11 124H12V128L13 129H17L19 127H22L24 125V121L27 120V124L25 126H23L25 128L26 131V136L22 137L21 140L24 141H19V140H15V138H13V141L11 140V143L9 145L8 148V153L2 152L0 150V161L3 162H7L9 163L12 167H11V173L12 174V178H14L13 180L11 179V182L9 185H7L1 178H0V192H4L5 195L7 194L10 198V196H13V192H9V189H12L13 186L17 189L18 191V197H22V196H27L28 200L27 202H29V204H31L30 206L34 207L33 209L37 212V210L39 211V209H37L35 207V198L39 197L40 198V203L43 205V212L44 214H46L51 221H57L60 222L63 219V214H73L74 212H76L74 207L71 206H65V207H61L60 210H62L61 215L59 216V218H56V210H55V205L57 204V201L59 199H63V200H67L69 199L68 195L66 196V192H68L69 190H75V191H79L78 189H82V188H86L89 189L90 186L92 185V183L96 180L98 181L99 175L101 174L102 171L106 170V169H112V166L114 165V162H119L121 160L127 159V158H131V159H135V160H140L142 159L146 154V162L148 165L153 166V168H155V171L153 173V179H152V185L154 186L155 190H157L159 193L158 195L160 196V202H162L161 204H163V206H160V214L162 215H168L169 219L171 220V222L174 220V214L175 213H179L182 217H183V221L184 224L187 228H195V230L198 231V228H202V232H208L210 229H212L213 227L218 228L215 230H219L221 228H223L222 230H226L228 231L230 227L229 224L233 223L234 218V212H239L240 208H242L243 204L242 202L238 203H233L231 200H227V201H221L219 202L217 205L214 206L213 209L209 210V211H204L201 212L198 202H195L193 204H190L189 207H185L184 205L181 204V201L185 200L184 198L186 196H189L191 198H196L195 194L193 191H187L186 190V184H180V180H182L184 182V178H187L186 175H182L183 170H184V165L181 163L182 161L179 160L180 156H176L177 158H174L175 154H172L171 150V143H172V138H174L175 143L178 144H182L184 149L187 150L185 148L187 141H191L193 142L196 141L198 144H201V142L203 141V139L207 138L208 140L210 139L211 135L215 134V132L219 131V127L222 128L224 130V132H226L228 135L234 133L235 129L237 128V125H242L241 127H239L240 129V134H246L249 133L251 131V128H248V126L245 124L243 125L242 121H244L243 119L247 116V115H258L259 111L261 109V106L258 110V108L256 107V104H258L259 101L264 99V95L262 93H264V74H257L256 71L253 72V69L257 67V65H263L264 64V55H261L259 53L253 52L250 54H244L242 55L241 60L236 59L234 55L232 58H229L227 55V59H225L224 61L222 60L221 56L218 55H212L211 52H208L205 56V58L208 59V61L210 62V64L212 62H218L220 63H225L226 65L231 64V65H237V67L233 70H226V68L224 70H226L227 72H223L222 69L220 68H216L215 66L209 67L205 62H203L202 60L199 61V68H193V67H188L185 69V77H184V84L186 89H188V91H190V89L195 90V92H198L196 87H195V83H200L203 79H206V81L212 82V81H217L218 83L224 82L228 88H230L229 90L231 91V89H234V92L240 96L239 99H237L238 101H236V104L232 107H228L226 109L225 115H224V120H222V118H220V114L219 115H215L213 114L215 111L211 110V112L213 111V113H207V114H201L200 115V111H191L192 113H186V114H178L176 116H174V118L170 117V115H167L168 112H166V115L164 116L165 118V123L168 124L169 121H172L175 126V129H173L174 131H167V127L164 126L163 128L158 129L159 131L156 132L155 129V133L153 131V135H150L149 138H147V143H148V147H147V152L146 150H143L142 147L140 150L136 148V143H137V137L132 133L133 130L131 131V127H133V123L130 121H128L129 118H131L133 116V114L135 113V109L137 108L136 106L139 104H144V103H148V105L150 103H152L151 105H153V103H160V98L158 99V97L160 96V86L162 83V74H163V70L161 68V64L158 62L159 59L157 60H153L152 62L150 60L151 59V55H142L141 58H139L140 60L137 62H134L132 60V58H126V55L124 53V55ZM127 54V53H126ZM134 54V53H133ZM156 54V53H155ZM158 54V52H157ZM163 54V53H162ZM161 54V56H162ZM223 54V53H222ZM240 54V53H239ZM97 55V54H96ZM96 55H93L96 57ZM132 55V54H131ZM137 55V54H136ZM141 55V54H140ZM154 55V54H152ZM30 56V55H29ZM28 56V57H29ZM54 56V55H53ZM64 56V55H63ZM62 55L60 56L61 59L58 60L61 62L62 61ZM167 56V55H166ZM165 56V57H166ZM174 56V55H173ZM176 56V55H175ZM204 56L202 58H204ZM217 56V57H216ZM238 56V55H237ZM27 57V58H28ZM33 57V56H32ZM59 57V56H57ZM70 57V56H68ZM74 57V56H73ZM81 57V56H79ZM103 57V56H102ZM128 57V56H127ZM132 57V56H131ZM156 57H159L158 55ZM164 57V54H163ZM35 58V57H34ZM54 58V57H53ZM101 58V57H99ZM175 58H179V57H175ZM189 58V57H188ZM194 58V57H193ZM204 58V59H205ZM19 59V58H18ZM33 59V58H32ZM51 59V58H50ZM55 59L57 60V58L55 57ZM97 59V57H96ZM136 59V58H135ZM167 59V58H166ZM171 59V58H170ZM29 60V59H28ZM37 60V59H36ZM49 60V59H48ZM47 60V61H48ZM53 60V59H52ZM79 60V59H78ZM124 60L128 61L127 66H125V62ZM162 62L164 60V58H161ZM160 60V61H161ZM174 60V59H173ZM25 61V60H24ZM59 61H56V63L58 62L57 65H59ZM73 61V59H72ZM85 61V60H84ZM169 61V58L168 60ZM33 62V61H32ZM41 65L39 66H44L48 65V63L46 61H41ZM49 62V61H48ZM92 62V61H89ZM88 62V63H89ZM100 62V61H99ZM165 62V61H164ZM172 62V60H171ZM174 62V61H173ZM195 62V61H194ZM40 63V62H39ZM55 63V64H56ZM94 63V62H93ZM92 63V65H94ZM190 63V62H189ZM26 64V63H25ZM61 64H64V61H62ZM69 64V63H68ZM78 65V63H76ZM85 64V63H84ZM188 64V63H186ZM213 64V63H212ZM14 65V64H13ZM33 65V64H32ZM51 65V62H50ZM53 65V64H52ZM51 65V66H52ZM82 65V64H81ZM90 65V64H89ZM88 65V66H89ZM91 65V66H92ZM169 65H171L169 63ZM193 65V63L191 64ZM30 66V64H29ZM65 66V64H64ZM97 66V65H96ZM187 66V65H186ZM220 66V65H219ZM264 66V65H263ZM43 67V68H44ZM167 67V66H166ZM218 67V66H217ZM29 68V67H26ZM40 68V67H39ZM47 68V67H46ZM44 68L45 71H47V69ZM80 68V67H79ZM144 68V69H142ZM224 68V67H223ZM259 68V67H257ZM54 69V67L52 68ZM244 69V70H243ZM25 70V69H24ZM39 70V69H38ZM43 70V69H42ZM50 70V69H49ZM80 70V69H79ZM99 70V69H98ZM258 70V69H257ZM37 71V69H36ZM97 71V70H96ZM200 71V72H199ZM259 71V70H258ZM34 72V71H33ZM88 72V71H87ZM260 72V71H259ZM35 73V72H34ZM32 73V74H34ZM43 73V72H42ZM41 73V74H42ZM83 73V72H82ZM81 73V74H82ZM86 73V72H85ZM262 73V72H261ZM29 74V73H28ZM38 74V73H37ZM45 74V73H43ZM42 74V75H43ZM184 74V73H183ZM25 75V74H24ZM39 75V74H38ZM47 74H45L46 76ZM29 76V75H27ZM34 76V75H33ZM40 76V75H39ZM48 76V75H47ZM46 76V78H47ZM83 76V75H82ZM87 76V75H86ZM26 78V76H25ZM29 80V79H28ZM49 80V79H48ZM33 81V80H32ZM46 81V80H45ZM86 81V80H85ZM183 81V80H182ZM205 81V80H204ZM205 81V82H206ZM87 82V81H86ZM41 83V82H40ZM182 84V83H181ZM216 84V82L214 83ZM42 85V84H41ZM45 85V84H44ZM42 85V87L44 86ZM207 85V84H206ZM212 85V84H211ZM242 85H246L249 86L248 91H250L249 93L253 94L256 92V97L254 99L258 100V102H256V104L254 103L253 105H250L247 103L248 100H246L245 97H243V93H245L246 91H240L238 90L239 86ZM31 86V85H30ZM47 86V87H48ZM76 86V87H75ZM184 86V85H183ZM197 86V85H196ZM208 86V85H207ZM222 86V85H221ZM225 86V85H224ZM41 87V86H39ZM181 87V86H180ZM215 87V86H214ZM245 87V86H244ZM31 88V87H30ZM34 88V87H33ZM209 88V87H208ZM222 88V87H221ZM227 88V89H228ZM243 88V87H242ZM181 89V88H180ZM225 89V87H224ZM14 90V89H13ZM46 90L48 91L46 93ZM202 90V89H201ZM213 90V89H212ZM185 91V90H184ZM221 91V90H220ZM229 91V92H230ZM16 92V91H15ZM25 92V91H24ZM192 92V91H191ZM208 92V91H207ZM223 92V91H222ZM220 92V93H222ZM233 92V91H231ZM230 92V93H231ZM29 93V92H28ZM178 93V92H177ZM214 93V92H213ZM216 93V92H215ZM214 93V94H215ZM219 94V92H217ZM225 93V92H224ZM8 94V93H7ZM86 94L87 98H89V100L85 101L83 104V108L79 111H77L76 109H69V106H77V104H79L81 101L84 100V95ZM193 94V93H192ZM191 94V95H192ZM204 94V93H203ZM202 94V95H203ZM207 94V93H205ZM242 96H241V95ZM247 94V93H246ZM14 95V94H13ZM12 95V96H13ZM22 95V94H21ZM28 95V94H27ZM177 95V94H176ZM190 95V96H191ZM200 95V92H199ZM217 95V94H216ZM223 95V94H222ZM20 96V95H19ZM188 96V95H187ZM214 96V95H213ZM227 96V95H225ZM236 96V95H235ZM249 97L248 95H245ZM251 96V95H250ZM11 97V96H10ZM10 97H5L0 95V101L3 103L6 100H11L12 98ZM181 97V96H180ZM192 97V96H191ZM194 97V96H193ZM237 97V96H236ZM175 98V97H174ZM198 98V96H197ZM196 98V99H197ZM224 98V96H223ZM234 97H232V101ZM247 98V99H248ZM180 99V98H179ZM193 99V98H192ZM195 99V98H194ZM205 99V98H204ZM213 99V98H212ZM218 99V98H216ZM225 99L229 98L225 97ZM224 99V100H225ZM253 97L252 99H250V103L251 100H254ZM186 100V99H184ZM191 100V98H190ZM207 100V99H206ZM220 100V98H219ZM158 101V102H157ZM183 101V100H182ZM187 101V100H186ZM201 101V98H200ZM210 101V100H209ZM214 102V100H212ZM227 101V100H225ZM195 102V101H194ZM255 102V101H254ZM25 103V102H24ZM28 103V102H26ZM83 103V102H82ZM178 101L175 100V104L177 106ZM228 103V102H227ZM233 102H231L230 104H232ZM235 103V101H234ZM260 103V102H259ZM29 104V103H28ZM25 105V106H28ZM172 104V103H171ZM197 104V103H196ZM204 104V102L202 103ZM206 104V101H205ZM212 104V103H211ZM218 104V103H216ZM215 104V105H216ZM5 105V104H4ZM10 105V103H9ZM136 105V106H135ZM146 105V104H145ZM147 105V106H148ZM155 105V104H154ZM184 105V104H183ZM187 104H185L184 106L186 107ZM189 105V104H188ZM187 105V107H188ZM193 108H194V104ZM207 105V104H206ZM213 105V104H212ZM223 105V104H222ZM224 105H226L224 103ZM31 106V105H29ZM198 109V104L196 105ZM217 106V105H216ZM229 106V105H228ZM264 106V105H263ZM10 107V106H9ZM136 107V108H135ZM150 107V105H149ZM183 107V106H182ZM203 107V106H202ZM225 107V106H224ZM130 108V109H129ZM139 108V107H138ZM181 108V107H180ZM209 108V107H206ZM145 109V108H143ZM152 109V108H150ZM185 109V108H184ZM224 109V108H223ZM140 110V109H139ZM147 110V109H146ZM155 110V109H154ZM172 110V109H171ZM205 110V109H203ZM225 110V109H224ZM263 110V109H262ZM176 111V110H175ZM258 111V112H257ZM143 112V111H141ZM145 112V111H144ZM143 112V114H144ZM147 112V111H146ZM152 112V111H151ZM150 112V113H151ZM183 112V111H182ZM181 112V113H182ZM188 112V111H186ZM190 112V111H189ZM204 112V111H203ZM210 112V111H209ZM185 113V112H184ZM132 114V116H131ZM146 114V113H145ZM144 114V115H145ZM169 114V113H168ZM217 114V113H216ZM262 114V113H261ZM260 114V115H261ZM143 115V117H144ZM147 115H149L147 113ZM174 115V113H173ZM138 116V115H137ZM118 117H124V118H128L126 119L125 122H123L122 124H120L119 121H117V119H119ZM142 117V118H143ZM149 117V116H148ZM222 117V116H221ZM4 118V117H3ZM138 118V117H137ZM136 118V119H137ZM140 118V119H142ZM146 119V118H144ZM148 119V118H147ZM159 119V118H158ZM257 119V118H256ZM8 120V119H7ZM138 120V119H137ZM264 120V119H263ZM262 121V118H260L257 122L260 123ZM148 122V121H147ZM162 122V120H161ZM140 123V122H139ZM149 123V122H148ZM154 123V122H153ZM161 124L160 122H157V124ZM225 124L224 126L221 125ZM242 123V124H241ZM246 123V122H244ZM6 124V121H5ZM151 124V123H150ZM156 124V123H155ZM154 124V125H155ZM163 124V123H162ZM171 124V123H170ZM169 124V125H170ZM247 124V123H246ZM251 125V124H250ZM254 125V124H253ZM1 126V125H0ZM11 126V125H10ZM142 126V125H141ZM159 126V125H158ZM172 126V125H171ZM257 126V125H256ZM4 127V126H3ZM6 127V126H5ZM9 127V126H7ZM139 127V126H138ZM143 127V126H142ZM152 127V126H151ZM258 127V126H257ZM256 127V128H257ZM136 128V127H135ZM154 128V127H153ZM157 128V127H156ZM169 128V127H168ZM174 128V127H173ZM217 128L218 131H215V129ZM255 128V125L254 127ZM221 129V130H222ZM12 130V129H11ZM19 130V129H18ZM136 131L139 130L141 132V130L135 129ZM134 130V131H135ZM144 130V129H143ZM153 130V129H152ZM220 130V131H221ZM237 130V129H236ZM8 131V130H7ZM146 131V130H145ZM219 131V132H220ZM254 131V130H253ZM251 131V132H253ZM258 131V130H257ZM10 133V131H8ZM188 132H191L190 135H188ZM236 132V131H235ZM259 132V131H258ZM264 132V131H263ZM8 133V134H9ZM137 133V132H136ZM255 133V132H254ZM7 134V135H8ZM11 134V133H10ZM15 134V132H14ZM220 134V133H219ZM224 135V134H223ZM221 134V136H223ZM234 135V134H232ZM249 135V134H248ZM253 135V134H252ZM255 135V134H254ZM260 135V134H258ZM13 136V135H12ZM11 136V137H12ZM18 136V134H17ZM140 136V135H139ZM145 136V135H144ZM148 136V135H147ZM217 136V135H216ZM215 136V137H216ZM219 136V135H218ZM217 136V137H218ZM220 136V137H221ZM242 136V135H241ZM48 138V142L44 143L43 145L38 144L37 146H39L40 148H43L44 152L42 149V151L46 154L45 158L40 157L39 156V149L36 148L35 146V141H37L38 139H44V138ZM143 137V136H142ZM255 137V136H254ZM145 138V137H144ZM223 138V137H222ZM229 138V137H227ZM248 138V137H246ZM261 138V137H260ZM19 139V138H18ZM213 138H211L212 140ZM220 139V138H219ZM224 139V138H223ZM222 139V140H223ZM225 139H226V135H225ZM224 139V140H225ZM230 139V138H229ZM240 139L242 140V138L240 137ZM244 139V137H243ZM262 139V138H261ZM8 140V139H7ZM6 140V141H7ZM9 140V141H10ZM25 140H26V144H25ZM141 140V139H140ZM139 140V142H140ZM223 140V141H224ZM219 141V140H218ZM236 141V140H234ZM249 141V140H248ZM254 141V140H253ZM39 142V141H38ZM237 142V141H236ZM234 142V143H236ZM258 142V141H257ZM256 142V143H257ZM261 142V141H259ZM258 142V143H259ZM264 142V141H263ZM262 142V143H263ZM8 143V141H7ZM43 143V142H42ZM195 143V144H197ZM205 143V140H204ZM231 143V142H229ZM250 143V141H249ZM247 142V144H249ZM255 143V145H257ZM140 144V143H139ZM192 144V143H190ZM218 144V143H217ZM222 144V142H221ZM251 144V143H250ZM261 144V143H260ZM264 144V143H263ZM23 145V146H22ZM185 145V146H184ZM194 145V144H193ZM192 145V146H193ZM206 145H212V143L210 144L208 142V144ZM206 145L201 146L202 149L201 150H207V147L209 149V146L206 147ZM219 145V144H218ZM217 145V146H218ZM236 145V144H235ZM240 145V143L238 144ZM22 146V147H21ZM195 146V145H194ZM193 146V148H194ZM197 146V145H196ZM195 146V147H196ZM199 146V145H198ZM215 146V144H214ZM222 145H220L221 147ZM242 146V144H241ZM244 146V145H243ZM250 146V145H249ZM261 146V145H260ZM1 147V146H0ZM140 147V145H139ZM188 149L191 147H189L187 145ZM219 147V146H218ZM223 147V146H222ZM228 147V146H227ZM225 146V148H227ZM232 147V146H231ZM236 147V146H235ZM235 147L233 146V148H231L232 150L235 151ZM248 147V146H247ZM259 147V146H258ZM3 148V147H2ZM7 148L4 147L5 150H7ZM145 148V147H144ZM200 148V146H199ZM199 148H195V150L198 151ZM217 148V147H214ZM239 148V147H238ZM244 148V147H243ZM254 148V147H253ZM264 148V147H262ZM1 149V148H0ZM223 149V148H222ZM228 149V148H227ZM237 149V148H236ZM245 149V148H244ZM248 149V148H247ZM246 149V150H247ZM252 149V148H251ZM108 150H111V155L108 154ZM194 150V151H195ZM200 150V155L197 154V152L195 153L194 151H190V153L192 152L195 153L194 156L191 157V160H198V163L202 164L204 163H208L209 165H213L212 161L207 157L208 154H206L205 152H201ZM214 150V149H213ZM212 150V151H213ZM226 150V149H225ZM250 151V149H248ZM178 151V150H177ZM176 151V152H177ZM208 151V150H207ZM228 151V150H227ZM231 151V150H230ZM228 151V152H230ZM238 151V150H237ZM243 151V149H242ZM246 151L244 152L242 155H240L237 158L238 161V165H237V169L240 172L239 177L235 179L234 182H246L249 179V176L251 175V171L253 170L255 173H261L262 170V166L259 163V155L258 152L257 153H252ZM254 151V150H253ZM260 151V150H259ZM187 152V151H185ZM227 152V153H228ZM233 152V151H232ZM261 152V151H260ZM174 153V152H173ZM178 153V152H177ZM182 153V152H181ZM184 153V152H183ZM182 153V154H183ZM189 153V151L187 152ZM189 153V154H190ZM211 153V152H210ZM234 153V152H233ZM41 154V153H40ZM52 154V157H54V161L57 164L55 166V171H53L52 173V178H55V180H57V185L55 186H50V183L45 180V174H46V170L43 169L42 167H38V163L41 162H45L46 164L48 163V160L50 159V155ZM180 154V153H179ZM263 154V152H262ZM261 154V155H262ZM178 155V154H177ZM225 155V154H223ZM227 155V154H226ZM236 155V154H235ZM234 155V156H235ZM191 156V155H190ZM232 156V155H230ZM40 157V158H39ZM236 157V156H235ZM183 158V157H181ZM227 158V157H226ZM145 159V158H144ZM188 159V158H187ZM231 159V158H230ZM234 159V158H233ZM143 160V159H142ZM195 160V161H196ZM52 161V159H51ZM50 161V162H51ZM128 161V160H127ZM132 161V160H131ZM134 161V160H133ZM129 162V161H128ZM128 162H126L125 164H128ZM184 162V161H183ZM261 162V161H260ZM53 163V162H52ZM136 163V161H135ZM144 163V162H143ZM197 163V162H196ZM3 164V163H2ZM28 164V165H27ZM116 164V163H115ZM118 164V163H117ZM124 164V163H122ZM134 164V162H133ZM176 164V166H175ZM191 164V163H190ZM1 165V163H0ZM5 165V164H4ZM42 165V164H41ZM45 165V164H44ZM138 165V164H137ZM143 165V164H142ZM123 166V165H122ZM131 166V165H130ZM129 166V168H130ZM148 166V167H150ZM186 166V165H185ZM6 167V166H5ZM48 167V166H47ZM125 167V166H124ZM132 167V166H131ZM135 167V166H133ZM144 167V166H143ZM147 167V165H146ZM191 167V166H190ZM9 168V167H8ZM45 168V167H44ZM50 168V166H49ZM193 168V167H192ZM138 169V167L136 168ZM144 169V168H143ZM150 169V168H149ZM52 170V169H51ZM117 170V169H116ZM119 170V169H118ZM146 170V169H145ZM151 170V169H150ZM154 169H152L153 171ZM186 170V169H185ZM189 170V169H188ZM196 170V169H195ZM135 171V170H134ZM142 171V170H141ZM140 171V172H141ZM215 171V170H214ZM9 172V171H8ZM126 172V171H125ZM146 172V171H145ZM176 172V173H175ZM220 172V171H219ZM134 173V172H132ZM138 173V172H137ZM148 173V172H147ZM175 173V174H174ZM182 173V174H181ZM49 174V173H47ZM59 174V175H58ZM118 174V173H117ZM140 174V173H139ZM186 174L187 171H186ZM130 175V174H129ZM145 175V174H144ZM190 175V173H189ZM193 175V174H192ZM202 175V174H201ZM48 176V175H47ZM50 176V177H51ZM112 176V175H111ZM114 176V175H113ZM123 176V175H122ZM128 176V175H127ZM126 176V177H127ZM151 176V175H150ZM217 176V175H216ZM115 177V176H114ZM132 177V175H131ZM137 177V176H136ZM139 177V176H138ZM141 177V175H140ZM139 177V178H140ZM143 177V174H142ZM141 177V179H142ZM174 177V178H173ZM184 177V178H183ZM189 177V176H188ZM219 177V176H218ZM255 177V176H254ZM147 177H145L146 179ZM200 178L202 179L203 176H195L192 177L191 182L196 186L199 187L200 186ZM250 178H253L252 176ZM112 179V178H111ZM120 179V178H119ZM126 179V178H124ZM128 179V178H127ZM130 179V177H129ZM136 179V178H135ZM255 179V178H254ZM143 180V179H142ZM149 180V179H148ZM151 180V178H150ZM149 180V181H150ZM222 180V179H221ZM227 180V179H226ZM225 180V181H226ZM220 181V179H219ZM224 181V182H225ZM52 182V181H51ZM145 182V181H143ZM189 182V181H188ZM191 182L189 184H191ZM228 182V180H227ZM253 182V181H252ZM55 183V182H54ZM97 183V182H96ZM122 183V181H121ZM135 183V182H134ZM219 183V182H218ZM221 183V182H220ZM105 184V183H104ZM107 184V183H106ZM116 184V183H115ZM130 184V183H129ZM139 184V183H138ZM147 184V182H146ZM191 184V185H193ZM227 184V183H226ZM225 184V185H226ZM233 184V183H232ZM113 185V184H112ZM144 185V184H143ZM57 186V187H56ZM105 186V185H104ZM134 186V185H133ZM142 186V185H141ZM140 186V187H141ZM234 186V185H233ZM9 187V189H8ZM125 187V186H124ZM139 187V186H138ZM147 187V186H146ZM144 187V188H146ZM132 188V187H131ZM151 188V186H150ZM234 193L235 195L238 196H243L245 194V191H240L239 190V184L235 185L234 187ZM244 188V187H243ZM126 189V188H125ZM124 189V191H125ZM134 189V188H133ZM136 189V188H135ZM190 189V187H189ZM192 189V188H191ZM116 190V189H115ZM114 190V191H115ZM154 190V191H155ZM195 190V189H194ZM243 190V189H242ZM15 191V190H14ZM118 191V190H117ZM116 191V192H117ZM138 191V189H137ZM16 192V191H15ZM35 192L36 196L31 197V193ZM96 192V191H95ZM135 192V191H134ZM200 190L197 188L195 190L196 194H199ZM263 192V191H262ZM20 193V194H19ZM133 193V192H132ZM131 193V194H132ZM138 193V192H135ZM155 193V192H154ZM153 193V194H154ZM214 193V192H213ZM115 194V193H114ZM142 195V193H139V195ZM148 194V193H146ZM145 194V195H146ZM216 194V193H215ZM213 194V195H215ZM223 194V193H222ZM118 194H116L117 196ZM124 195V194H123ZM138 195V196H139ZM210 195V194H209ZM80 196H82V192H80ZM89 196V195H88ZM148 196V195H146ZM150 196V195H149ZM152 196V195H151ZM7 197V196H6ZM75 197V196H74ZM78 197V196H77ZM76 197V198H77ZM85 197V196H84ZM145 197V196H144ZM154 197V196H153ZM235 197V196H234ZM5 198V197H4ZM8 198V197H7ZM89 198V197H88ZM116 198V197H115ZM134 198V197H133ZM227 198V197H226ZM117 199V198H116ZM121 199V198H120ZM119 199V200H120ZM138 199V198H137ZM156 199V198H155ZM199 199V198H198ZM241 199V198H240ZM19 200V199H18ZM62 200V201H63ZM74 200V199H73ZM95 200V198H94ZM92 198V201H94ZM99 200V199H98ZM97 200V201H98ZM118 200V199H117ZM125 200V199H124ZM141 200H142V196H141ZM152 200V199H151ZM157 200V199H156ZM225 200V199H224ZM5 201V200H4ZM61 201V200H60ZM76 201V200H75ZM79 201V200H78ZM83 201V200H81ZM85 201V200H84ZM83 201V202H84ZM90 201V200H89ZM88 201V202H89ZM91 201V202H92ZM131 201V200H130ZM143 201V200H142ZM148 201V200H147ZM150 201V200H149ZM197 201V199H196ZM236 201V200H235ZM66 202V201H65ZM116 202V201H115ZM119 202V201H118ZM138 202V201H137ZM141 202V201H139ZM144 202V201H143ZM152 202V201H151ZM154 202V201H153ZM76 203V202H74ZM85 203V202H84ZM82 203V204H84ZM90 203V202H89ZM126 203V202H125ZM142 203V202H141ZM159 203V202H158ZM12 204V203H11ZM81 204V203H80ZM81 204V205H82ZM114 204V203H113ZM119 205V203L116 202V205ZM143 204V203H142ZM141 204V205H142ZM147 204V203H146ZM150 204V203H148ZM153 204V203H152ZM58 205V204H57ZM90 205V204H89ZM92 205V204H91ZM105 205V204H104ZM144 205V204H143ZM205 205V204H202ZM207 205V204H206ZM205 205V206H206ZM15 206V205H14ZM26 206V205H25ZM64 206V205H63ZM122 206V205H121ZM120 206V207H121ZM127 206V205H126ZM130 206V205H129ZM157 206V205H155ZM245 206V205H244ZM112 207V206H111ZM118 207V206H117ZM140 207V205H139ZM203 207V206H202ZM212 207V206H211ZM88 208V207H87ZM100 208V207H99ZM207 208V207H206ZM232 208H235V210H233ZM27 209V208H26ZM29 209V206H28ZM32 209V210H33ZM42 209V208H41ZM84 209V207H83ZM82 209V211H78L81 214H86V212ZM94 209V208H93ZM108 209V208H107ZM106 209V210H107ZM110 209V208H109ZM108 209V211H109ZM133 209V208H132ZM135 209V208H134ZM150 209V208H149ZM204 209V207H203ZM202 209V210H203ZM9 210V209H8ZM30 210V209H29ZM31 210V212H32ZM92 210V209H91ZM96 210V209H95ZM112 211V209H110ZM118 210V209H117ZM144 210V209H143ZM242 210V209H241ZM90 211V210H89ZM114 211V209H113ZM123 211V210H122ZM151 211V210H150ZM261 211V210H260ZM85 212V213H84ZM94 212V211H93ZM92 212V214H93ZM125 212V210H124ZM138 212V211H135ZM134 212V213H135ZM144 212V211H143ZM154 212V211H153ZM41 213V212H38ZM101 213V212H100ZM123 213V212H122ZM156 213V212H155ZM240 213V212H239ZM252 213V212H251ZM33 214V213H32ZM113 214V213H112ZM124 214V213H123ZM127 214V211H126ZM138 214V213H137ZM142 214V211H141ZM153 214V213H151ZM158 214V215H160ZM242 214V212H241ZM241 214H239L241 216ZM101 215V214H100ZM103 215V214H102ZM129 215V214H128ZM156 215V214H155ZM96 216V215H95ZM105 216V215H104ZM179 216V215H177ZM176 216V217H177ZM83 217V216H82ZM86 217V216H85ZM89 217V216H88ZM108 217V216H107ZM158 217V216H157ZM156 217V218H157ZM165 217V216H164ZM167 217V218H168ZM256 217V216H255ZM160 218V217H158ZM162 218V217H161ZM250 218V217H249ZM57 219V220H56ZM79 219V218H78ZM238 219V218H237ZM108 220V219H107ZM168 220V221H170ZM180 220V219H179ZM89 221V220H88ZM228 221V224L224 227L225 224H223V222ZM237 222L239 223V220H237ZM256 222V221H255ZM45 224V221L43 222ZM117 223V222H116ZM168 223V222H167ZM236 223V222H235ZM237 223V224H238ZM242 223V222H241ZM18 224V223H17ZM77 224V223H76ZM173 224V223H172ZM178 224V223H177ZM182 224V223H181ZM256 224V223H255ZM254 224V225H255ZM263 224V223H262ZM166 225V223H165ZM179 225V224H178ZM236 225V224H235ZM240 224H238L239 226ZM181 226V225H180ZM184 226V225H183ZM184 226V227H185ZM137 226L135 225V228ZM140 227V226H138ZM7 228V227H6ZM225 228V229H224ZM241 228V227H240ZM2 229V228H0ZM140 229V228H138ZM137 229V230H138ZM239 230V228H238ZM236 229V234L239 236V231ZM189 231V230H188ZM211 231V230H210ZM247 231V229H246ZM249 231V230H248ZM254 231V230H253ZM187 232V231H186ZM190 232V231H189ZM250 234V232H248ZM254 233V232H253ZM190 234V233H189ZM188 234V235H189ZM210 234V233H209ZM128 235V234H127ZM177 235V234H176ZM216 235V234H215ZM218 235V234H217ZM216 235V236H217ZM11 236V235H10ZM184 236V234H183ZM205 236V235H204ZM208 236V235H207ZM242 236V235H241ZM26 238V236H23ZM203 237V236H202ZM211 237V235H210ZM218 237V236H217ZM226 237V236H225ZM20 238V237H19ZM193 238V237H192ZM220 238V237H219ZM237 238V237H236ZM28 239V238H27ZM239 239V238H237ZM247 239V238H246ZM250 239V238H249ZM19 240V239H18ZM211 240V239H210ZM220 240V239H219ZM193 241V240H192ZM21 242V241H20ZM176 242V241H175ZM226 242V240H225ZM247 242V241H246ZM26 243V241H25ZM203 243V242H202ZM237 243V242H236ZM220 244V243H219ZM234 243L230 242V244L228 246H226L225 248H223V250H221L220 248L218 249V253L219 255H207L208 257L206 258L205 255V260L204 261H214V260H218L220 259V261L222 260L221 256L223 253V255L228 254L226 257L227 258H231L232 259H239L241 256L240 254H242L241 250H239L240 245L238 246V244L234 245ZM213 245V244H212ZM207 246V244L205 245ZM210 245H208L209 247ZM218 246V245H217ZM202 248V247H201ZM214 248V247H213ZM4 249V248H3ZM206 251V248H204ZM203 250V249H202ZM208 250V249H207ZM210 250V249H209ZM220 250V251H219ZM7 251V250H6ZM214 251V250H213ZM203 252V251H202ZM208 253L210 251H207ZM216 252V251H215ZM193 253V252H192ZM211 253V252H210ZM230 253V254H229ZM247 253V252H246ZM217 254V253H216ZM221 254V255H220ZM251 254V253H250ZM259 254V253H258ZM204 255V254H203ZM224 255V256H225ZM245 255V254H244ZM249 255V254H248ZM223 256V258H224ZM240 256V257H239ZM247 256V255H246ZM198 257V256H197ZM262 258V257H260ZM225 259V258H224ZM226 260V259H225ZM229 260V259H228ZM234 260V261H235ZM197 261V260H196ZM201 261V259H200ZM232 261V260H231ZM242 264H255L254 262L252 263V261L248 260V258L243 257L242 254ZM223 261L220 262V264H222ZM229 262V261H227ZM233 262V261H232ZM245 262V263H244ZM240 263V262H239ZM259 263V262H258ZM261 263V262H260ZM5 264V263H4ZM226 264V263H225Z\"/></svg>",
    "mask_w": 264,
    "mask_h": 264
}]
</instances>
